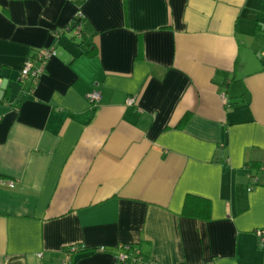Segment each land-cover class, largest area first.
<instances>
[{"label": "crops", "instance_id": "obj_1", "mask_svg": "<svg viewBox=\"0 0 264 264\" xmlns=\"http://www.w3.org/2000/svg\"><path fill=\"white\" fill-rule=\"evenodd\" d=\"M0 79V264H264V0H0Z\"/></svg>", "mask_w": 264, "mask_h": 264}, {"label": "built area", "instance_id": "obj_2", "mask_svg": "<svg viewBox=\"0 0 264 264\" xmlns=\"http://www.w3.org/2000/svg\"><path fill=\"white\" fill-rule=\"evenodd\" d=\"M77 16L79 17V19L76 20L77 22L75 21V26L73 27L72 32L76 38L80 39L81 24L79 20L81 19V15L78 14ZM54 55H55V52L49 49H43V50L34 52L29 57L24 68L22 69L20 73V80L24 81L25 79H29L32 83H36L38 79L41 77V75L44 73L47 61L50 58H52ZM0 85H1V79H0ZM87 98L91 104H95L97 101H99L100 95L97 92H93L90 95H88ZM133 104H134L133 99H129L127 101V105L130 106ZM9 186L12 187L13 185L9 184ZM257 235L259 237H264V233H261V232H257ZM262 241H264V239H262ZM113 256L119 262H126L129 258H131L129 255L122 253L120 251L113 252Z\"/></svg>", "mask_w": 264, "mask_h": 264}, {"label": "trees", "instance_id": "obj_3", "mask_svg": "<svg viewBox=\"0 0 264 264\" xmlns=\"http://www.w3.org/2000/svg\"><path fill=\"white\" fill-rule=\"evenodd\" d=\"M78 19H79V17L76 16L75 21ZM79 21H81V19ZM74 26H75V22L71 23L70 26L63 29L59 35H61L64 32L70 31L72 33V37L75 38V36L73 35V32H72ZM80 34H81L80 39H82L83 38L82 30L80 31ZM182 215L185 217H189V218L208 220L210 218V203L206 199H202V198H198V197H194V196H187L185 198V201H184V205H183V209H182ZM73 250L77 251L78 248L74 247V249H69V253L73 252ZM78 251L79 252H99V251H101V252H116L115 249L111 250V249H105V248L90 249V250L79 249ZM125 254L129 255L128 253H125ZM130 257L132 258L131 262L133 264H136L140 260V254L137 252L135 254L131 255Z\"/></svg>", "mask_w": 264, "mask_h": 264}]
</instances>
